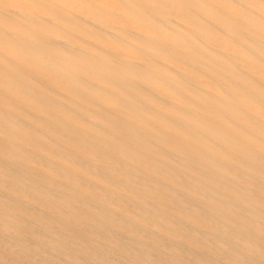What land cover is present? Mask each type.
<instances>
[{
  "label": "bare ground",
  "instance_id": "bare-ground-1",
  "mask_svg": "<svg viewBox=\"0 0 264 264\" xmlns=\"http://www.w3.org/2000/svg\"><path fill=\"white\" fill-rule=\"evenodd\" d=\"M0 264H264V0H0Z\"/></svg>",
  "mask_w": 264,
  "mask_h": 264
}]
</instances>
